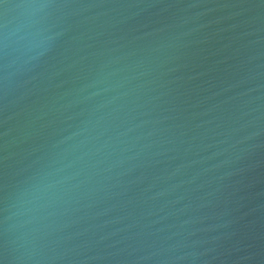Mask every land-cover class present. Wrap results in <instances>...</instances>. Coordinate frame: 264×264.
Returning <instances> with one entry per match:
<instances>
[{
  "label": "water",
  "instance_id": "obj_1",
  "mask_svg": "<svg viewBox=\"0 0 264 264\" xmlns=\"http://www.w3.org/2000/svg\"><path fill=\"white\" fill-rule=\"evenodd\" d=\"M0 264H264V0H0Z\"/></svg>",
  "mask_w": 264,
  "mask_h": 264
}]
</instances>
